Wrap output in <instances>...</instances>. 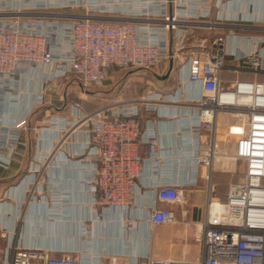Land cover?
I'll return each instance as SVG.
<instances>
[{
  "label": "crops",
  "instance_id": "obj_1",
  "mask_svg": "<svg viewBox=\"0 0 264 264\" xmlns=\"http://www.w3.org/2000/svg\"><path fill=\"white\" fill-rule=\"evenodd\" d=\"M40 1L47 2L15 0V3L24 7ZM139 1L53 0L46 9L4 13L0 17L53 22L56 25L53 51L61 55L67 48L61 25L87 15L110 22L160 25L138 15L134 8L140 5ZM111 3L117 4V13H87V7ZM175 9L174 4L169 6L170 13L174 14ZM182 22V28L188 32L186 49L151 70L116 68L112 72L116 74L114 80L88 90H83L72 75L49 78L48 68L42 66L18 77V92L11 96L13 100L0 120L27 119L28 129L22 132L13 158L0 163V264H9L12 258L9 246L13 230L16 233L13 243L20 248L54 259L76 258L84 264L96 263L99 259L105 264L112 261L146 264L148 258L156 261H196L199 258L201 243L197 238L201 234L200 225L208 216L210 183L206 176L212 172L211 185L216 187L213 196L221 203L227 202L230 185L238 181L221 171L219 160L212 170L196 162L200 135L196 129V100L203 96V91L201 85L189 83L186 62L194 51L195 42L210 46L222 37L227 56L221 85L232 89L242 80L264 82L263 73L242 70L236 57L255 52L264 58V0L225 1L221 7L213 8L205 20L186 18ZM175 34L168 37L172 55L176 50ZM122 73H134V78L141 73L150 76L144 80L147 90L135 85L134 93L139 97L152 92L163 96L157 113L142 112L143 137L139 145L146 164L130 224L124 223L118 212L93 205L87 181L89 170L81 164L88 134L85 127L68 132V123L73 121V103L80 102L86 113L102 107L97 105L102 95L100 91L104 93L103 87L115 84ZM134 83L139 84L140 79ZM42 92L43 102L38 104L37 98ZM237 112L231 110L217 116L216 144L220 155L226 146L227 154L236 153L237 136L231 128L244 124V120L235 116ZM224 133L228 136L226 141L221 137ZM150 135L154 136L153 144L147 140ZM0 158L4 159L1 152ZM39 176L42 192L35 193L36 198L32 200L29 191ZM157 179L163 185L178 184L184 191V202H156L150 184ZM22 182L25 184L20 188ZM154 208L171 210L173 222L152 226L149 214ZM32 263L42 264L39 260Z\"/></svg>",
  "mask_w": 264,
  "mask_h": 264
},
{
  "label": "built area",
  "instance_id": "obj_2",
  "mask_svg": "<svg viewBox=\"0 0 264 264\" xmlns=\"http://www.w3.org/2000/svg\"><path fill=\"white\" fill-rule=\"evenodd\" d=\"M229 0H140L134 8L139 16L157 21L160 25H138L132 22L96 20L91 16L61 25L66 52L56 55V25L42 20L28 22L17 18L0 17V118L18 92V77L39 67L48 68L51 79L72 75L83 90L101 86L116 68L151 70L160 63L178 56L186 49L188 32L182 20H205L213 8ZM53 0L40 1L24 7L15 0H0V14H18L28 9H46ZM175 5V13L169 6ZM117 4L87 7L89 12L112 14ZM182 11L184 13H176ZM176 33V50L172 55L168 37ZM226 53L224 38L212 45L195 42L194 51L186 62L188 81L199 84L203 96L196 100L197 141L196 162L210 168L222 156L217 152L216 120L218 114L238 110L236 117L244 120L231 131L238 137L236 153L228 160L231 164L245 165L244 177L229 187L227 202L215 199L216 187L211 185L212 172L206 176L210 183L208 216L200 225V256L196 261H156L148 258L146 264H264V82L238 81L232 89L221 85ZM242 70L264 74V58L255 52L236 56ZM162 94L152 92L134 100H124L103 106L90 113L82 110L80 102L73 103V121L67 122L68 132L85 127L88 140L83 146L81 161L89 170L87 179L93 196V205L118 212L124 223H132L131 210L140 194V181L146 158L140 153L142 140V112L157 113ZM43 102V92L38 95ZM27 119L18 122L0 120V152L11 160L20 144ZM237 129V130H236ZM155 143L153 135L147 137ZM156 159V158H155ZM38 175L40 174L36 171ZM25 183L20 184V188ZM29 184V183H28ZM156 202H184V191L178 184L163 185L158 179L150 184ZM40 176L32 183L30 199L41 194ZM171 210L154 208L149 214L152 226L173 222ZM13 251L9 264H84L76 258L54 259L39 252L23 249L13 243L16 235L10 232ZM89 263V264H94ZM95 264H105L100 259ZM111 264H117L112 261ZM134 264V263H132Z\"/></svg>",
  "mask_w": 264,
  "mask_h": 264
},
{
  "label": "rangeland",
  "instance_id": "obj_3",
  "mask_svg": "<svg viewBox=\"0 0 264 264\" xmlns=\"http://www.w3.org/2000/svg\"><path fill=\"white\" fill-rule=\"evenodd\" d=\"M115 78H116V74L112 75L108 80H110V79L114 80ZM141 78H142V80H141ZM147 78H150V76L145 75V73H141L138 76L135 75V78H134V73H122L121 76L117 79V82L115 84L103 87L104 93H103V91H100L102 95L100 96V99L97 101V105H99V106L101 105L103 107V106H107V105H114V104L121 102V101H124V100H134V99L138 98L139 95L137 93H134L135 85H139L138 89L140 88L141 90H144L146 88L144 85V80ZM136 79L137 80L140 79L139 84L134 83V80H136ZM142 81H143V85L141 86L140 84ZM147 89L148 88H146V90ZM97 90H99V89H97ZM107 92H109V93H107ZM121 93H123V94H121ZM125 93H126V96L124 95ZM216 131H217V129H216ZM226 136H227L226 133L221 135L223 141L228 140L226 138ZM237 139H238V137H237ZM226 147L223 149V152L221 154L222 158L220 160V166L219 167H220L222 172L229 174L233 181L239 182L244 177L245 165L242 162L231 164L229 161H227L228 157L232 156V154H227Z\"/></svg>",
  "mask_w": 264,
  "mask_h": 264
},
{
  "label": "bare ground",
  "instance_id": "obj_4",
  "mask_svg": "<svg viewBox=\"0 0 264 264\" xmlns=\"http://www.w3.org/2000/svg\"><path fill=\"white\" fill-rule=\"evenodd\" d=\"M237 130V129H236Z\"/></svg>",
  "mask_w": 264,
  "mask_h": 264
}]
</instances>
